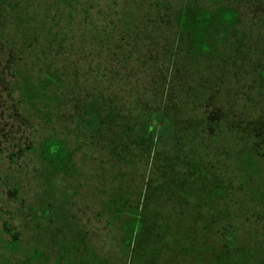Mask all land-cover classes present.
I'll use <instances>...</instances> for the list:
<instances>
[{
	"label": "rangeland",
	"instance_id": "rangeland-1",
	"mask_svg": "<svg viewBox=\"0 0 264 264\" xmlns=\"http://www.w3.org/2000/svg\"><path fill=\"white\" fill-rule=\"evenodd\" d=\"M0 59V264H264V0H0Z\"/></svg>",
	"mask_w": 264,
	"mask_h": 264
},
{
	"label": "trees",
	"instance_id": "trees-1",
	"mask_svg": "<svg viewBox=\"0 0 264 264\" xmlns=\"http://www.w3.org/2000/svg\"><path fill=\"white\" fill-rule=\"evenodd\" d=\"M14 63L12 59L1 60L0 59V139L4 140L0 142L2 145L4 142H10L17 138L16 129L21 128L24 122L20 121L18 113V102L14 97ZM219 115L217 112H213L208 116V123L210 131H215L213 124H217L219 121ZM20 153L23 149H19Z\"/></svg>",
	"mask_w": 264,
	"mask_h": 264
}]
</instances>
